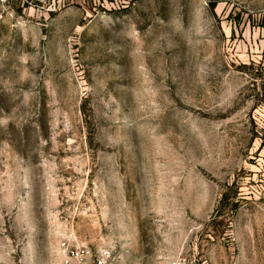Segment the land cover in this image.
<instances>
[{"label": "rangeland", "instance_id": "374dc122", "mask_svg": "<svg viewBox=\"0 0 264 264\" xmlns=\"http://www.w3.org/2000/svg\"><path fill=\"white\" fill-rule=\"evenodd\" d=\"M76 249L264 264V0H0V264Z\"/></svg>", "mask_w": 264, "mask_h": 264}, {"label": "built area", "instance_id": "2783aa9c", "mask_svg": "<svg viewBox=\"0 0 264 264\" xmlns=\"http://www.w3.org/2000/svg\"><path fill=\"white\" fill-rule=\"evenodd\" d=\"M89 252L85 250L76 249L70 252V259L74 264H81L84 260L88 259ZM93 264H120L108 251H102ZM173 264H186L185 261L177 260Z\"/></svg>", "mask_w": 264, "mask_h": 264}, {"label": "trees", "instance_id": "16d2710c", "mask_svg": "<svg viewBox=\"0 0 264 264\" xmlns=\"http://www.w3.org/2000/svg\"><path fill=\"white\" fill-rule=\"evenodd\" d=\"M221 204H222V205L225 204V197H224L223 200L221 201Z\"/></svg>", "mask_w": 264, "mask_h": 264}]
</instances>
